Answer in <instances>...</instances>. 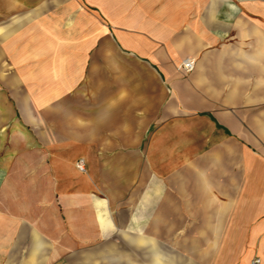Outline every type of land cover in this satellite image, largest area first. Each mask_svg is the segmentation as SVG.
I'll use <instances>...</instances> for the list:
<instances>
[{
  "label": "crops",
  "instance_id": "obj_1",
  "mask_svg": "<svg viewBox=\"0 0 264 264\" xmlns=\"http://www.w3.org/2000/svg\"><path fill=\"white\" fill-rule=\"evenodd\" d=\"M254 259L264 0H0V264Z\"/></svg>",
  "mask_w": 264,
  "mask_h": 264
},
{
  "label": "built area",
  "instance_id": "obj_2",
  "mask_svg": "<svg viewBox=\"0 0 264 264\" xmlns=\"http://www.w3.org/2000/svg\"><path fill=\"white\" fill-rule=\"evenodd\" d=\"M194 67H195V61L192 59H186L179 65V69L181 72H183V74L191 73L194 70ZM78 168L80 170H83V166H78ZM252 264H260V260L254 259L252 261Z\"/></svg>",
  "mask_w": 264,
  "mask_h": 264
}]
</instances>
